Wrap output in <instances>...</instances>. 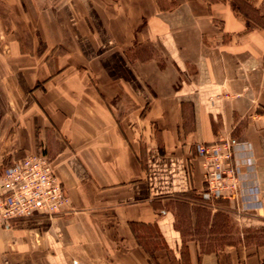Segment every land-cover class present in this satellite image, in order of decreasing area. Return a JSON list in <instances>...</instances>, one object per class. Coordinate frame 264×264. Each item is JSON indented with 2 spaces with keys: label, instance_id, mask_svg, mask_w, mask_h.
Instances as JSON below:
<instances>
[{
  "label": "crops",
  "instance_id": "crops-1",
  "mask_svg": "<svg viewBox=\"0 0 264 264\" xmlns=\"http://www.w3.org/2000/svg\"><path fill=\"white\" fill-rule=\"evenodd\" d=\"M0 173L42 152L61 215L0 264H264V0H0ZM233 138L239 196L202 201Z\"/></svg>",
  "mask_w": 264,
  "mask_h": 264
},
{
  "label": "built area",
  "instance_id": "built-area-1",
  "mask_svg": "<svg viewBox=\"0 0 264 264\" xmlns=\"http://www.w3.org/2000/svg\"><path fill=\"white\" fill-rule=\"evenodd\" d=\"M236 145L233 138L196 145L202 159L205 205L213 207L220 199L227 202L238 199L239 185L233 162ZM69 205L52 161L42 152L29 154L0 173V229H8L16 221L36 215L64 214Z\"/></svg>",
  "mask_w": 264,
  "mask_h": 264
},
{
  "label": "rangeland",
  "instance_id": "rangeland-1",
  "mask_svg": "<svg viewBox=\"0 0 264 264\" xmlns=\"http://www.w3.org/2000/svg\"><path fill=\"white\" fill-rule=\"evenodd\" d=\"M0 14L4 15V17H5V19H6L8 24H10V22L16 23L18 21L13 16L12 12L10 11V7L9 6H4V7L1 6L0 7Z\"/></svg>",
  "mask_w": 264,
  "mask_h": 264
}]
</instances>
